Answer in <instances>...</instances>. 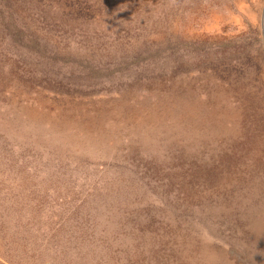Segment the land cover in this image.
<instances>
[{
  "label": "rangeland",
  "instance_id": "obj_1",
  "mask_svg": "<svg viewBox=\"0 0 264 264\" xmlns=\"http://www.w3.org/2000/svg\"><path fill=\"white\" fill-rule=\"evenodd\" d=\"M0 264H264V0H0Z\"/></svg>",
  "mask_w": 264,
  "mask_h": 264
}]
</instances>
